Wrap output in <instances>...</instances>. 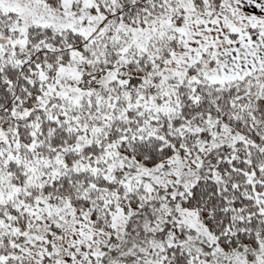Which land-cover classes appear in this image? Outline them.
<instances>
[{
	"label": "snow or ice",
	"instance_id": "1",
	"mask_svg": "<svg viewBox=\"0 0 264 264\" xmlns=\"http://www.w3.org/2000/svg\"><path fill=\"white\" fill-rule=\"evenodd\" d=\"M0 264H264V0H0Z\"/></svg>",
	"mask_w": 264,
	"mask_h": 264
}]
</instances>
